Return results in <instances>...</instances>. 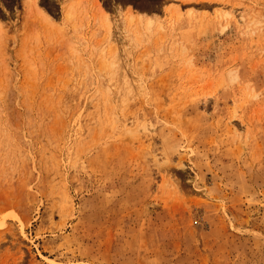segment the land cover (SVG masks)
Returning a JSON list of instances; mask_svg holds the SVG:
<instances>
[{"label": "rangeland", "instance_id": "obj_1", "mask_svg": "<svg viewBox=\"0 0 264 264\" xmlns=\"http://www.w3.org/2000/svg\"><path fill=\"white\" fill-rule=\"evenodd\" d=\"M0 264H264V0H0Z\"/></svg>", "mask_w": 264, "mask_h": 264}]
</instances>
